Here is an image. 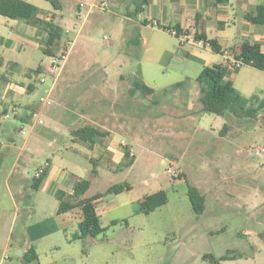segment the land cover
Returning a JSON list of instances; mask_svg holds the SVG:
<instances>
[{"label":"rangeland","instance_id":"obj_1","mask_svg":"<svg viewBox=\"0 0 264 264\" xmlns=\"http://www.w3.org/2000/svg\"><path fill=\"white\" fill-rule=\"evenodd\" d=\"M39 2L57 12L52 18L61 28V36L54 43L53 55L66 54L56 73L53 104L43 106L40 102L53 84L46 69L52 55L45 53L43 46L27 52L25 61L20 59L25 69L21 66L15 71L13 66L5 71L0 67V86L20 81L35 86L32 92L25 91L22 102L43 107L45 116L61 105L67 107L72 99L78 103L79 113L99 120L114 114L122 117L127 132L123 135L127 142L123 151H129L127 161L134 160L130 167L109 169L101 162L96 166L99 175H94V165L87 155L96 154L79 142L72 143L69 128L64 132L65 139L60 138L57 144L77 148L71 161L86 169L84 178L92 182L85 196L105 193L110 186L123 182L130 185L123 194H105L98 211L102 212L112 197L124 196L135 201L127 211L106 213H141L133 220L134 234L111 226L103 216L105 231L92 245L91 239L62 245L57 239L61 234H55V243L61 246L49 251L42 240L41 259L48 255L59 258L58 264H68L71 258L76 262L70 264H81L88 254L93 264H128L133 259L155 264L156 256L165 252L158 264H209L205 254L220 257L234 250L244 256L221 264H264V153L259 152L264 146V110L245 118L230 113L218 115L205 112L200 100L202 89L196 78L206 66L222 64V55L208 44L193 40L189 45L185 37H175L159 26L146 27L142 22L145 14L136 11L142 0H60L58 11L50 1ZM0 26L1 32L10 31L8 26ZM209 36L213 37L212 33ZM5 51L0 46V54L18 61L17 55ZM232 71L233 84L244 96L264 99V70L241 63ZM42 76L47 78L46 83L40 81ZM180 81H185L182 86H173ZM123 103L127 105L124 109ZM10 115L3 119L4 130L0 131L1 153L12 149L0 157V213H4L6 226H15L13 245L6 252L17 258L23 250L16 241L21 229L57 223L59 201L49 192L32 187L22 199L15 197L21 167L12 170V166L32 123ZM48 123L41 127H48ZM83 124L73 125L74 130ZM45 159L38 157L23 169L31 181ZM191 186L206 198L202 214L193 208ZM161 190L167 203L146 214L141 202ZM14 213L20 215L13 221ZM165 244L172 248H165Z\"/></svg>","mask_w":264,"mask_h":264},{"label":"crops","instance_id":"obj_2","mask_svg":"<svg viewBox=\"0 0 264 264\" xmlns=\"http://www.w3.org/2000/svg\"><path fill=\"white\" fill-rule=\"evenodd\" d=\"M27 1L36 6V15L38 18L55 23L52 17H55L57 12L53 13L47 7H43L39 4V0ZM58 3L59 8H55L52 4L56 11L61 8L60 0H58ZM136 11L145 14L142 22L146 27L159 26L161 29L167 31H169L170 28H175L178 31V35L174 36L178 38L185 37L187 39V44L189 45L192 44L193 40L198 41V43L199 41H203L204 45H209V41L211 40L215 41L220 48V52H216L212 47L211 48L214 52L222 55V64L228 67L227 79H233V74L235 73L232 70L236 68L234 63L238 60L236 55L240 54L242 46L245 43L258 44L261 51L264 52V0H228L224 3H216L212 0H142V3L136 7ZM0 24H4L10 28V31L8 32L0 31V46L3 49H6L4 52L5 54L11 52L17 55L18 58V61H12L7 58L6 55L0 54V67L5 69V71H11L13 66L17 68L15 71H18L21 66L25 69L26 67L20 62V59L25 61L28 57L27 52L37 48L39 45L43 46L44 49H50L52 53L50 55L54 54V44L48 46L47 40L49 34L44 28L32 25L25 19H13L3 15H0ZM164 27H167L168 29H165ZM66 31H68V29H66ZM209 33H212L213 37H210ZM44 37H46L45 46ZM215 64L217 63H214L213 65ZM34 90L35 86L30 83L25 84L23 81L15 82L13 85L6 84L3 86V84H1L0 86V131L4 130L3 119H5V117L3 116V113L10 112L13 105L18 107L17 112L14 114L15 118L19 119L21 122L32 123L30 132L28 133L27 138L23 141L12 166V170L17 165H20L21 167V173H18V181L15 185L18 189L15 197L18 196L22 199L24 193L29 192L30 187L34 188V179L39 177L37 176L38 172L41 170L43 171L45 167H49V173L40 187L37 189L35 188L36 190L41 189L44 192H49L54 195L58 201L59 199L57 195L61 191H64L67 194H73L75 183L84 178L83 173L86 172V169L82 170L78 164L71 161L72 154L76 153L75 150L77 148L74 146L68 147L65 144H57L60 138L65 139L64 132L66 128L70 129L69 132L72 136V143L79 142L83 147L89 148V150L96 154V157L87 155L94 165L92 171L94 175H99V170L96 166L101 162H104L109 169L116 170L117 167H121L120 164L125 161V152L123 151V148L125 147L124 144L127 143L123 137V135L127 133L126 128L124 124H121L123 121H126L122 119V117L114 114V116H103L99 120L87 114L79 113L77 111L78 103H75L72 99H70V104L69 102L67 103V107L61 105L59 109H56L45 116L43 107L37 108L36 104L22 102V96L25 91L32 92ZM130 90L132 93L135 92L132 88ZM66 92L67 91H64L63 93V99L66 97ZM63 103L64 102H61V104ZM124 106L127 105H124L123 103L121 107L124 109ZM20 109H22L21 113H19ZM40 119L43 120V123L39 122ZM47 122H49L48 127H41ZM82 122L84 124L75 129L77 130L87 125L96 128L97 133L94 136V143L91 144L89 141L81 139L74 134L75 130L73 125ZM116 122L117 124H115ZM7 123H9V121H7ZM11 141L15 143L14 140ZM11 150L12 149L9 147L2 153L0 151V157L10 153ZM46 151H49V153L52 154V157L48 156ZM42 156H45L46 162L44 165L38 167L33 177V181H31L25 175L23 169L37 161L38 157ZM71 168L76 169V171L71 170ZM122 168L123 167L120 169ZM89 181L91 187L92 182L91 180ZM125 191L127 190L116 194H123ZM99 193L103 194V196L94 200V204L100 219L103 216H106L107 222L111 226H121L123 229L125 228L126 232L131 230V233L134 234L136 225L133 224V220H135L141 213L106 212L114 210L127 211V208H129L135 201L129 197L124 198V196L112 197L106 201L105 206L101 203V207L103 206L102 212H105L102 213L97 210V205L104 200V195L108 193L96 192L91 196ZM85 195L84 197H91ZM12 198L15 202L13 195ZM15 205L16 209H18L17 202H15ZM58 208L59 204L56 213L57 223L54 225H51L50 227H40L39 224L36 225L38 226L37 228L26 226L25 229H21L20 235L16 237V241L17 244L22 245L23 250L22 255L17 258H12V256L8 255L6 252L7 249L13 245V240L15 239V226L13 223L6 226L3 220L4 213H0V250H2L0 264H33L34 262H36V264H58L59 258H56L55 256L49 257L47 255L45 260H42L40 257V246H43L42 240L45 242L44 245L48 246L49 251L61 246L60 243H55L56 238L53 237V235L58 233L62 236V238H57L62 241V245H71L73 241L79 239H91L90 244L92 245L99 239L98 236L100 234L97 236L79 238V223L83 218L82 211L79 207L63 213H58ZM75 211H78L79 213H73ZM115 214L118 216H115ZM19 215L20 213H14L13 221L15 218L19 217ZM27 217H29V213ZM114 220L119 222L117 224H112V221ZM24 221L26 220L23 218V222ZM163 237L164 236H161L159 239H162ZM145 245L148 244L146 243ZM165 248L171 249L172 247L165 244ZM30 249L36 251L38 256L37 259H27V257L30 258L31 256L29 255ZM164 257L165 252L157 255L155 258V264L160 263ZM70 260L72 261H69L68 264H70V262H76V260L72 258ZM81 264H93V261L89 259V255L87 254ZM128 264L141 263L138 262L137 259H133L132 262L130 261Z\"/></svg>","mask_w":264,"mask_h":264},{"label":"trees","instance_id":"obj_3","mask_svg":"<svg viewBox=\"0 0 264 264\" xmlns=\"http://www.w3.org/2000/svg\"><path fill=\"white\" fill-rule=\"evenodd\" d=\"M55 8H59L58 0H50ZM216 3H224L228 0H212ZM37 8L34 4L27 0H0V15L7 16L13 19H25L32 25L44 28L47 30L49 37L47 40L48 46H51L61 36V28L52 21L43 20L36 15ZM168 29L167 27H164ZM209 45L216 51L220 52V48L215 41H209ZM45 53L52 54L50 49H44ZM236 58L242 60L244 64L250 65L259 70H264V52L261 51L258 44L245 43L242 46L239 55ZM41 72V67L38 68ZM228 67L224 64H215L213 66H206L199 76L196 78L202 89L201 102L205 112H211L218 115H226L230 113L239 118L254 117L257 113L264 110V99L259 101L257 95L248 98L244 96L233 84L231 79H227ZM185 81L177 82L174 87H179ZM257 102L258 106L253 107L252 103ZM97 129L92 126H84L74 131V134L81 139L94 143V136ZM125 161L121 163V167H129L134 160L127 161L129 151H125ZM49 173V167H45L39 177L34 179L33 187L39 188L44 179ZM90 181L88 179H80L74 185L73 194H67L64 191L58 193L59 199L58 213L68 212L74 208L79 207L82 211L83 218L79 223V238L88 236H97L104 232V227L101 219L97 214L94 200L103 196L99 193L91 197H84L90 188ZM128 182H123L110 186L106 193H120L124 190H129ZM189 195L193 208L197 214H202L205 209L206 198L199 194L195 187L189 188ZM167 203V196L165 191H158L148 195L141 202L144 212L149 213L156 208ZM119 221L114 220L112 224H117ZM29 257L27 259H37V253L34 249L29 250ZM243 252L228 251L226 254L217 257L211 253L205 254L203 257L209 264H221L223 260H231L243 257Z\"/></svg>","mask_w":264,"mask_h":264},{"label":"built area","instance_id":"obj_4","mask_svg":"<svg viewBox=\"0 0 264 264\" xmlns=\"http://www.w3.org/2000/svg\"><path fill=\"white\" fill-rule=\"evenodd\" d=\"M103 6H106L105 2L103 3ZM169 31L175 36L178 35V31L175 28H170ZM199 44L200 45H202V44L204 45V42L203 41H199ZM65 57H66V54H61L60 57L52 55V59L50 61V64L46 68L47 71L53 77V84L51 86H49L48 89H46V94L41 96V98H40V102H41V104L43 106H48V105H52L53 104L52 93H53V90H54V87H55V82L57 80V74L56 73H57V70L60 68V65H59L60 61L65 59ZM241 63H243L242 60L238 59V60L235 61L234 65L237 67ZM40 81L42 83H46L47 78L45 76H42ZM17 110H18L17 106H12L11 107V111L3 113V116L5 118H9L11 116L10 114L11 113L15 114L17 112ZM39 122L43 123V120L40 119ZM22 132L24 133V131H22ZM0 145H1V142H0ZM259 152L260 153H264V146L260 148ZM41 173H42V170L38 172L37 176H39Z\"/></svg>","mask_w":264,"mask_h":264}]
</instances>
